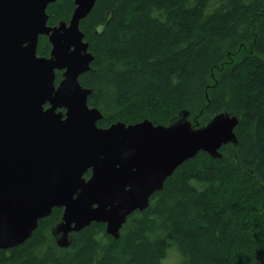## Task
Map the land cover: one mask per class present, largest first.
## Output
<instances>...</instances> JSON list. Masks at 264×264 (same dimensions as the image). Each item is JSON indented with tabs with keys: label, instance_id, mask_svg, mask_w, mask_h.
<instances>
[{
	"label": "trees",
	"instance_id": "obj_1",
	"mask_svg": "<svg viewBox=\"0 0 264 264\" xmlns=\"http://www.w3.org/2000/svg\"><path fill=\"white\" fill-rule=\"evenodd\" d=\"M75 8L56 0L48 25L69 22ZM80 28L94 56L80 83L93 89L99 127L166 126L183 110L202 126L225 110L239 119L244 168L230 146L221 158L199 152L128 217L119 238L93 222L62 248L52 228L63 209L54 208L25 243L0 249V264H166L172 252L178 264H264V0H96ZM244 47L242 59L223 64ZM50 51L41 36L38 55Z\"/></svg>",
	"mask_w": 264,
	"mask_h": 264
},
{
	"label": "water",
	"instance_id": "obj_2",
	"mask_svg": "<svg viewBox=\"0 0 264 264\" xmlns=\"http://www.w3.org/2000/svg\"><path fill=\"white\" fill-rule=\"evenodd\" d=\"M55 1L0 0L2 250L25 243L54 208L63 209L52 228L62 248L93 222L119 238L128 217L147 209L176 169L201 151L221 158V148L230 146L244 168L236 154L239 119L225 110L202 126L183 110L166 126L144 120L99 127L103 115L88 104L93 89L80 83L94 59L80 25L96 0H74L71 20L51 27L47 8ZM40 36L49 38V57L37 53Z\"/></svg>",
	"mask_w": 264,
	"mask_h": 264
},
{
	"label": "rangeland",
	"instance_id": "obj_3",
	"mask_svg": "<svg viewBox=\"0 0 264 264\" xmlns=\"http://www.w3.org/2000/svg\"><path fill=\"white\" fill-rule=\"evenodd\" d=\"M246 51H247V48H245V47L240 49L238 52L235 51L234 54L235 53L236 54L235 55L233 54V56L230 55L229 59L226 60L223 64L228 65L230 63H235L236 61L242 59V57L245 55ZM179 261H180V255L177 254L176 252H172L170 254L169 258L167 259L166 264H178Z\"/></svg>",
	"mask_w": 264,
	"mask_h": 264
},
{
	"label": "flooded vegetation",
	"instance_id": "obj_4",
	"mask_svg": "<svg viewBox=\"0 0 264 264\" xmlns=\"http://www.w3.org/2000/svg\"><path fill=\"white\" fill-rule=\"evenodd\" d=\"M49 26L52 27V25H49ZM40 37H41V36H40ZM40 37H39V39H40ZM45 37H48V36H45ZM48 40H49V38H48ZM38 44H39V43H38ZM50 44H51V43H50ZM37 49H38V48H37ZM51 50H52V45H51ZM50 53H51V51H50ZM50 53H49L48 56H41V57H49V56H50ZM39 56H40V55H39ZM58 83H59V82H58ZM58 83H56V85H58ZM48 106H49V105L47 104L46 107H48ZM88 172H89V171H88ZM88 172H87V173H88ZM87 173H86V174H87ZM91 174H92V173H91V171H90V174H89V175L91 176ZM84 176H85V175H84ZM90 176H89V177L86 176V179H89Z\"/></svg>",
	"mask_w": 264,
	"mask_h": 264
}]
</instances>
